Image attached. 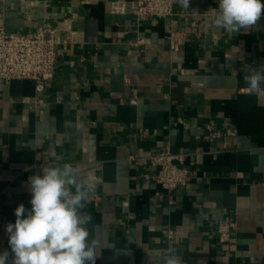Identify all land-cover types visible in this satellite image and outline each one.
Returning a JSON list of instances; mask_svg holds the SVG:
<instances>
[{"label": "crops", "instance_id": "crops-1", "mask_svg": "<svg viewBox=\"0 0 264 264\" xmlns=\"http://www.w3.org/2000/svg\"><path fill=\"white\" fill-rule=\"evenodd\" d=\"M135 1L0 0V28L51 25L65 41L50 88L0 81V252L15 209H31L28 177L71 163L97 182L84 209L96 264H163L169 248L183 264H264V91H242L246 65H264V18L229 33L211 26L218 0L165 19H139ZM166 149L187 155L182 190L133 160Z\"/></svg>", "mask_w": 264, "mask_h": 264}, {"label": "clouds", "instance_id": "clouds-1", "mask_svg": "<svg viewBox=\"0 0 264 264\" xmlns=\"http://www.w3.org/2000/svg\"><path fill=\"white\" fill-rule=\"evenodd\" d=\"M188 9L190 0H176ZM264 18L262 0H218L211 26L229 33L255 26ZM247 95L259 94L264 89V65H246L243 70ZM96 181L82 179L80 169L71 163L49 166L41 174L28 177L31 209L20 204L15 209V223L6 226L8 244L0 252V264H96L101 253L95 239H90V213L84 211ZM121 253H117L119 255ZM163 264H183L173 248L164 252Z\"/></svg>", "mask_w": 264, "mask_h": 264}, {"label": "built area", "instance_id": "built-area-1", "mask_svg": "<svg viewBox=\"0 0 264 264\" xmlns=\"http://www.w3.org/2000/svg\"><path fill=\"white\" fill-rule=\"evenodd\" d=\"M176 0H136L134 12L139 19L155 17L165 19L174 15ZM116 11V7H113ZM65 45L58 30L45 25L32 33L11 34L0 28V81L28 80L38 92L50 88L56 75L58 49ZM210 137L222 134L213 124L207 126ZM137 164H150L157 168L154 175L146 174L147 183L160 185L168 192L186 188L191 180V169L186 164L187 155L173 153L170 149L158 151L147 158H134ZM234 222H223L217 227V236L223 244L235 242Z\"/></svg>", "mask_w": 264, "mask_h": 264}]
</instances>
